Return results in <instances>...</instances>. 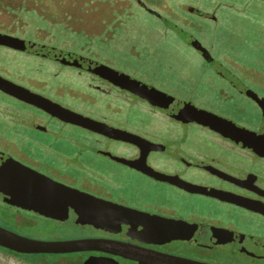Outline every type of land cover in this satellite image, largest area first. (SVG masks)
<instances>
[{"label":"flooded vegetation","instance_id":"1","mask_svg":"<svg viewBox=\"0 0 264 264\" xmlns=\"http://www.w3.org/2000/svg\"><path fill=\"white\" fill-rule=\"evenodd\" d=\"M32 1L63 29L28 33L20 15L30 0H0V210L19 223L70 225L76 234L53 241L84 244L26 252L0 235V264H33L27 256L264 264V70L215 56L214 41L184 29L162 38L199 61L158 62L152 42L124 27L133 6L164 18L166 0H83L81 10L78 0ZM202 2L186 5L188 13L217 28L221 7L237 16L233 0L212 10ZM102 5L111 8L95 29H74ZM177 17L196 31L198 23ZM124 35L127 56L143 67L123 68L101 51Z\"/></svg>","mask_w":264,"mask_h":264},{"label":"rangeland","instance_id":"2","mask_svg":"<svg viewBox=\"0 0 264 264\" xmlns=\"http://www.w3.org/2000/svg\"><path fill=\"white\" fill-rule=\"evenodd\" d=\"M58 2V0H51V3ZM77 1V0H76ZM83 0H78L77 4L80 8H83ZM225 2H231L232 0H222ZM237 3V16H234L233 8L221 7L218 10V18L221 24L218 25L213 21L205 18H198L191 16L187 10L186 5L194 4L196 0H166L167 5L171 10L166 9L168 13H164V18H157L149 14L143 13L136 6H133L134 16L130 18L128 24L124 27L125 33H137L139 38L144 37L147 41H151L153 47L156 50V60L158 62L171 61L179 63H188L189 65L196 64L199 60L196 54L192 50L176 48L175 41L171 38L163 39L164 33L173 35V33H178L177 30L184 29L188 33H199L207 43L215 42V56L221 57L223 60L227 56L228 58H233L244 64L252 65L258 67L260 70H264V1L258 0H233ZM85 3H89L85 0ZM217 0L209 1L203 0L201 3L202 7L207 9H213L216 6ZM82 5V6H81ZM77 6V7H78ZM111 8L108 5L106 10V5L100 6V8H95L90 11V14L95 17L87 25L85 22H73L74 29L85 30V29H95L96 21L101 16L109 13L108 9ZM78 10V12H79ZM33 8V1L30 0V10L26 11L24 14L20 15L23 19V24L28 33H33L35 30H51L53 32H58L63 29L59 20L50 23L48 20L43 19L38 15ZM74 12H77L74 9ZM56 13V12H54ZM53 13V14H54ZM81 13V11H80ZM85 15V12H84ZM173 15V16H172ZM177 15L187 16L190 21H195L198 23L196 31H193L192 26L178 22ZM172 16V17H171ZM86 18V17H85ZM166 19V20H165ZM231 26L232 29L224 33H219V30H224L225 27ZM219 29V30H218ZM213 33H217L213 35ZM71 34H68V38ZM128 36L124 35L121 40H119L115 45H110L101 51L107 53L112 57L123 68H135L143 67V65H136L133 59L127 56V51L129 49ZM78 39H74V42ZM81 42V41H80ZM136 45L138 44V38H134ZM140 49V47H138ZM226 57V58H227ZM11 66V65H10ZM10 68V67H8ZM11 69V68H10ZM62 80L68 82L76 81L78 79L74 77H68L62 74ZM84 91V90H83ZM3 125L9 126L10 124L2 118ZM9 121V120H8ZM10 122V121H9ZM2 127V123L0 122ZM18 131V130H15ZM3 134H9L7 130H3ZM84 138V135L81 138ZM44 140V139H41ZM47 140V139H45ZM0 224L13 228L24 234L30 235L38 240L53 241V240H64L69 236L76 234V229L70 225L59 224L51 221H44L40 219H29L27 222L19 223L13 219V214L5 212L3 209L0 210ZM29 261L33 264H73L70 257H58V256H27Z\"/></svg>","mask_w":264,"mask_h":264},{"label":"water","instance_id":"3","mask_svg":"<svg viewBox=\"0 0 264 264\" xmlns=\"http://www.w3.org/2000/svg\"><path fill=\"white\" fill-rule=\"evenodd\" d=\"M79 116V115H78ZM82 117V116H80ZM0 235L8 236L17 241L18 244L24 246L26 252H39V253H48V252H73L77 248L75 246L79 244H84L82 241H40L27 237L20 236L16 233L10 232L3 228H0ZM166 264H196L184 261H168Z\"/></svg>","mask_w":264,"mask_h":264}]
</instances>
